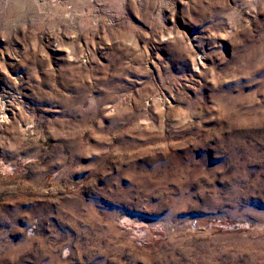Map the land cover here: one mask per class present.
Returning a JSON list of instances; mask_svg holds the SVG:
<instances>
[{
  "label": "rangeland",
  "instance_id": "rangeland-1",
  "mask_svg": "<svg viewBox=\"0 0 264 264\" xmlns=\"http://www.w3.org/2000/svg\"><path fill=\"white\" fill-rule=\"evenodd\" d=\"M0 264H264V0H0Z\"/></svg>",
  "mask_w": 264,
  "mask_h": 264
}]
</instances>
